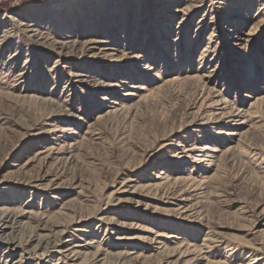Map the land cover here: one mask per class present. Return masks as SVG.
Returning a JSON list of instances; mask_svg holds the SVG:
<instances>
[{"label": "rangeland", "instance_id": "1", "mask_svg": "<svg viewBox=\"0 0 264 264\" xmlns=\"http://www.w3.org/2000/svg\"><path fill=\"white\" fill-rule=\"evenodd\" d=\"M24 1L0 0V264H264V0Z\"/></svg>", "mask_w": 264, "mask_h": 264}, {"label": "bare ground", "instance_id": "2", "mask_svg": "<svg viewBox=\"0 0 264 264\" xmlns=\"http://www.w3.org/2000/svg\"><path fill=\"white\" fill-rule=\"evenodd\" d=\"M60 42H62V41H60ZM97 42H98V40H96V39L87 40L86 43H85L86 44L85 45V49H88V50L95 49L96 45H97ZM2 213L8 214V211H3ZM48 243L49 242L46 243V247H48ZM70 246H75V245L74 244H70ZM46 247L45 246L42 247V249H41L42 253L40 252L42 255H44V253H46L45 252L46 251ZM65 250H66L65 246H58V248H57V252H59V253H62Z\"/></svg>", "mask_w": 264, "mask_h": 264}, {"label": "trees", "instance_id": "3", "mask_svg": "<svg viewBox=\"0 0 264 264\" xmlns=\"http://www.w3.org/2000/svg\"><path fill=\"white\" fill-rule=\"evenodd\" d=\"M29 1H30V0H25L21 5H22V6H23V5H26ZM6 8H7L6 5H0V9H1V10H4V9H6Z\"/></svg>", "mask_w": 264, "mask_h": 264}]
</instances>
